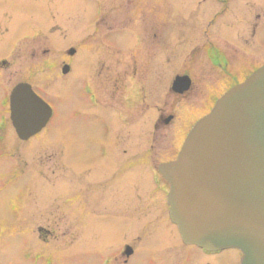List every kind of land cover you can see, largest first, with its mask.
Segmentation results:
<instances>
[{
	"label": "rangeland",
	"instance_id": "374dc122",
	"mask_svg": "<svg viewBox=\"0 0 264 264\" xmlns=\"http://www.w3.org/2000/svg\"><path fill=\"white\" fill-rule=\"evenodd\" d=\"M97 1L3 0L1 6L10 14L5 17L6 26L4 21H0V61L8 59L15 52L16 44L13 41L25 37L14 55L12 68L6 70L5 74L9 73L8 77L14 76L16 80L38 75L40 67L52 65L59 60L61 51L71 46L76 49L82 46L85 55L98 54L105 58L111 55L107 58L110 59L109 62L125 60L128 63L129 86L131 80L133 86L136 80L140 81L142 71L146 75L143 77L144 81L147 82V75L150 76V84L145 86L152 85L151 82L155 80L161 92L159 112L162 119L159 128L151 130V107L145 105L144 110L138 109L137 112L130 109L128 114L136 117L133 121L139 120V116L142 119L138 127L131 125L126 131L117 133V150L122 145L123 149L140 150L135 148L134 137H144L146 134L149 136L152 131L155 139L143 142L138 154L140 162L149 157L147 152H151L152 155H149L154 157L152 160L156 164L164 159H171L178 153L195 121L207 112L206 109H201L205 101L211 95H218L215 91L205 90L194 93L192 98H188V103L171 89V81L177 73L189 72L195 78L198 77L199 67L205 60L200 36H196L197 31L194 29L195 18L188 11L193 7L203 15L207 8H215L217 4L213 1L199 5L198 0H152L151 5L158 3L159 12L152 15L149 14V9L143 8L138 21H134L132 12L123 16L119 10L110 12L107 8L106 14L102 3L103 8L98 17L101 19L96 22L95 27L96 24L92 25L91 19L97 17L96 13L100 9ZM112 3L113 0H110V5ZM84 5L89 13L75 12L74 6L77 10ZM178 10L184 13L179 14ZM209 19H205V23ZM109 21L115 23L113 29L119 31L126 25H139V36L137 31H131L132 28H125L122 30L124 36L118 35L121 37L119 38L114 33V39L109 43L113 47H106L105 22ZM152 21L156 23L153 27ZM4 27L5 30L10 27V31L2 34ZM55 27L58 31L54 30ZM214 34L220 33L213 31L212 35ZM77 39L79 41L76 43ZM257 39L260 46H264V28L258 30ZM25 40L30 45H25ZM53 41L55 43L52 44ZM262 63L257 59V65ZM114 67L117 68V65H113V69H116ZM79 70L85 71V65L80 66ZM217 71L223 72L220 69ZM10 85L7 81L1 82L0 103ZM192 91L199 90L196 86ZM53 93L57 94L50 92ZM135 93L136 91L130 93V100L135 99ZM51 100L54 107L53 119L30 140H19L12 126H3L0 130L1 133L6 130L7 136L4 142H0V264H108L109 261L110 264H122L125 256L120 253V248L125 244L134 245L135 252H140L129 264H156L146 252H155L159 260L163 257L162 263L176 261L182 253L161 255L169 246L177 248L179 240L175 229L167 221L162 200L152 193L144 192L146 201L142 204V199L139 202L135 200L137 191H131L127 205L123 206V216L129 218L125 224L112 215L104 219L91 217L88 220L85 217V211L91 208L83 197L79 198L78 191L74 189L77 170L69 163L72 160L70 154L77 161L92 158V151H96L97 147L91 144L99 131L90 127V122L85 119L89 117L87 114L81 112L80 117L75 116L77 107L71 96H53ZM170 114L174 115V119L167 124L163 120ZM60 141L65 142L67 149L62 147ZM119 160L117 158L116 163ZM127 164L128 159L124 166ZM132 171L138 174L142 172L138 167ZM78 173V177H82L81 183H85L87 178L83 179L81 171ZM29 180L32 185L28 184ZM82 188L85 191L86 186L83 185ZM240 257L241 252L227 249L219 256V261L222 264H233V259L234 264H237ZM209 262L215 264L206 258H202L200 262L193 259L191 264Z\"/></svg>",
	"mask_w": 264,
	"mask_h": 264
},
{
	"label": "flooded vegetation",
	"instance_id": "af4514ba",
	"mask_svg": "<svg viewBox=\"0 0 264 264\" xmlns=\"http://www.w3.org/2000/svg\"><path fill=\"white\" fill-rule=\"evenodd\" d=\"M213 1L216 2L217 7L212 9L207 8V12L203 15L197 10H194L193 7L188 11V14L195 18L194 29L197 31L196 36H200V44L202 45L203 55L207 63L205 60L201 63L199 67V76L196 78L189 72L183 74L177 73L175 75L174 79L177 76H188L190 78V83L186 90L177 92L173 90V86L171 87L172 92L181 96L183 100L186 99L188 103H190L188 98H192L194 93H202V91L205 90L206 92L207 90L217 92L218 95L209 96L203 104L201 109H206L207 111L204 115L213 109L216 101L224 93L235 85L245 81L254 71L264 64V46H260V41L257 39L258 30L264 28V0H198V4L203 5L204 3ZM97 2L100 9L98 13H96L97 17L95 16V19H93L94 17L91 19L93 20L92 25L96 24L95 27H97L96 22L101 19H98V17L101 15L100 12L103 8L102 3L104 4L106 14L107 8L110 9V12L112 10H119L120 14L123 16L132 12L134 21H138V17L142 13L141 10L143 8L149 9L148 12L152 15L159 12L158 3L156 4L154 2L153 5H151L152 0H113L114 3L111 5L110 0H98ZM2 3L3 0H0V21H4V25L6 26L5 17H8L10 13L6 12L5 8H2ZM92 6L93 4L90 6V13L93 12ZM86 8L87 7L84 5L76 10L74 6L75 12L83 11L87 14L89 12ZM152 11L154 12L152 13ZM178 11L179 14L184 13L181 12V10ZM79 14L80 13H77V15ZM152 15L149 17L151 18ZM208 18H210L209 21L205 23V19ZM155 24L156 23L152 21L151 27L155 26ZM105 25L107 26V32L105 34L107 39L104 41V46L106 47H113L109 43L114 39L112 38L113 35H115L114 33H117V37L121 38L120 36H124L123 29L132 28L131 31H137V35L139 36L138 29H141L139 25L136 27V24H131L129 27L127 25L121 27V31H119L113 29L116 24L111 21L105 22ZM54 30L58 31V28L55 27ZM96 30L97 29H95V31ZM6 31L9 32L10 27L6 30L4 27V32L2 34H5ZM213 31H218L220 34L212 35ZM211 36L213 37L210 38ZM23 38H17L13 41V43L16 44L15 52H12L8 59H2V61H0V84L6 81L11 84L7 94L1 97V129L4 128L3 126H13L9 99L15 87L21 83L31 85L33 90L52 107L51 97L71 96L77 107L74 111L75 116L80 117L81 112L87 114L89 117L85 119L90 122V127L92 126L99 131V134L94 136V141L91 144V146L97 147L96 151H92V158H84L77 161L75 160V156L70 154L67 150L72 158L69 163L74 165V169L77 170V183L74 189H76V192L78 191L79 198L83 197L84 201L88 203L91 208L89 211H85L87 215L85 217H87L88 220H90L91 217L93 219H104L112 215L120 221L123 220L125 224L129 218L128 216H123V206L127 205V199L131 196V191H137L135 193V200L138 201L142 199V204L146 201L144 192L149 194L152 193V195H156L162 200L163 206L166 209L167 221L175 229L179 240L177 248H171L169 246V248L163 250L161 255H166L170 252L176 254L182 253V255H179V258L174 262L167 261L165 263L161 262L163 257L161 256L162 258L159 260L155 252H146L148 257L156 262V264H184L187 260L189 261H187L186 264H191L193 259H197V261L200 262L202 258L212 260L215 264H222L219 261V256H221L224 251H206L195 245L186 244L181 235H179L178 226H176L170 217V206L168 205L170 186L160 172V165L164 162L174 160L181 148L175 157L168 160L164 159L158 164L152 160L154 157L150 156L152 155L151 152H147L149 157L141 163L138 154H140V150L143 147V142H147V140L154 141L155 139L151 131V135L149 134V136L146 134L144 137H134L136 142L135 148H139L140 150L123 149L124 145L117 150L116 138L119 136L117 133L121 130L126 131V128L131 125H137L138 127L142 119V117L139 116V120L133 121L136 117H131V114H128L130 109L137 112L138 109L144 110L145 105L151 107L152 112L149 120L150 129L157 130L159 128L162 119L159 112L161 92L155 80L151 82L152 85L145 86L147 83L150 84V76L147 75L148 80L147 82L144 81L143 77L146 75H144L142 71L140 72V81L136 80L135 86H133V80H131V86H129L128 63L125 60L123 62H119V60H116L117 62H109L110 59L108 60L107 58L111 55L107 56V58L98 54L85 55V49L79 45H77L79 46L77 49L74 48V46L63 49L59 60L53 62L52 65L40 67L41 70L39 71L41 72L38 75L24 76V79L21 80H16L14 76L9 78L8 76L10 74H5L6 70L9 71V69L12 68L14 55L18 51L17 49ZM78 41L79 39H77L76 43ZM53 43L55 42L53 41L52 44ZM24 44L30 45L26 40ZM72 47L75 49L73 54L69 51ZM29 58L32 59L31 56ZM257 59H259L261 63L263 62L262 65H257ZM83 63L86 70L80 71V66H84ZM113 65H117V68L114 67L116 69H113ZM66 66H68L67 72L63 70ZM219 69L223 72L218 73L217 70ZM154 76L155 75H153V77ZM196 86L199 91H192ZM149 88L151 89L149 90ZM133 91H136L134 96L135 99L130 100L128 96ZM50 92H56L57 94H50ZM82 116L87 117L86 115ZM173 119L174 115L170 114L163 121L168 124ZM5 131L6 130H4V133L0 132V138L3 137L4 140L7 138ZM120 139H122V137H120ZM95 140L97 142H95ZM60 143L63 148L65 147L67 149L68 146H66L65 142L60 141ZM117 158H120V160L116 163ZM127 159L129 164L124 166ZM121 161L122 164H120ZM140 166L143 169L140 168ZM137 167L142 171L140 174L132 171V169ZM79 171L84 174L83 179L87 178L85 183H81L80 179H82V177H78ZM28 184L32 185L30 180ZM83 185L86 186L85 191L82 190ZM80 193L83 195H80ZM143 196H145V198H143ZM99 212H102V214H99ZM127 250H129L128 254ZM193 251H195L197 255ZM137 252H135L134 245H123L120 248V253H123L125 256L122 264H129L132 258L140 253ZM231 260L234 264V260ZM108 264H110V261ZM237 264H239V262H237Z\"/></svg>",
	"mask_w": 264,
	"mask_h": 264
},
{
	"label": "water",
	"instance_id": "95a60500",
	"mask_svg": "<svg viewBox=\"0 0 264 264\" xmlns=\"http://www.w3.org/2000/svg\"><path fill=\"white\" fill-rule=\"evenodd\" d=\"M189 83L177 76L173 90ZM51 115L31 85L15 87L11 117L20 138L38 134ZM160 171L171 186L172 219L188 245L235 248L241 264H264V65L217 101Z\"/></svg>",
	"mask_w": 264,
	"mask_h": 264
}]
</instances>
